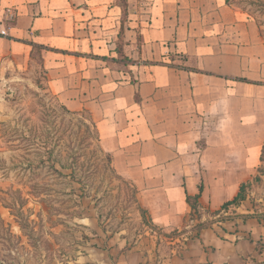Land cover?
I'll return each mask as SVG.
<instances>
[{"label":"crops","instance_id":"obj_1","mask_svg":"<svg viewBox=\"0 0 264 264\" xmlns=\"http://www.w3.org/2000/svg\"><path fill=\"white\" fill-rule=\"evenodd\" d=\"M31 42L48 47L47 90L90 113L155 225L185 231L167 258L117 234L83 262L264 264V218L187 229L188 194L202 184L201 210H219L261 164L264 38L254 16L236 0H0V74L28 69ZM253 210L247 197L229 213Z\"/></svg>","mask_w":264,"mask_h":264},{"label":"rangeland","instance_id":"obj_2","mask_svg":"<svg viewBox=\"0 0 264 264\" xmlns=\"http://www.w3.org/2000/svg\"><path fill=\"white\" fill-rule=\"evenodd\" d=\"M236 2L256 18L264 38V0ZM31 58L28 69H3L0 74V264H86L83 260L91 246L103 248L108 236L118 229L121 230L114 235L123 236L133 245L139 244L144 251L156 247L160 250L159 258H167L172 252L170 247L178 249L180 242L173 241L180 233L168 238L163 232L143 225L133 188L126 181L105 177L101 183L104 173L109 176L110 167L94 138L87 136L95 131L90 113L70 111L63 106L47 90L41 52L34 50ZM48 149L64 162L70 155L80 154V171L91 172L88 182L100 185L102 199L98 207L93 197L78 199L79 207L65 201L61 192L68 187L64 179L47 167L51 163ZM42 186H48L50 192H45L44 187L42 190ZM38 192L44 193L36 197ZM247 195L254 209L250 214L264 218V175L261 180L252 181ZM23 203L19 212L31 222L43 224L34 229L42 236L38 249L31 246L18 222L17 212ZM99 209L104 214L102 225L106 232L98 221ZM207 220L210 215L202 213L200 221ZM198 222L199 219L189 216L187 229L193 230ZM164 231L174 232L171 228Z\"/></svg>","mask_w":264,"mask_h":264},{"label":"trees","instance_id":"obj_3","mask_svg":"<svg viewBox=\"0 0 264 264\" xmlns=\"http://www.w3.org/2000/svg\"><path fill=\"white\" fill-rule=\"evenodd\" d=\"M30 44L33 45V51L38 50L39 52L42 53L43 50L48 49V47H46L44 45L36 44L34 42H31ZM125 58L128 59L127 57H124L123 59L126 60ZM129 61H132V60H129ZM91 124L94 126L95 131L93 132V135L88 133L87 136L88 137L92 136L94 138L95 142L97 143L99 152L104 154L106 157L107 164H108L107 167L108 166L110 167L109 176L104 173L101 183H103V180L105 177H108L109 180L116 178L119 180L126 181L133 188V193L135 196L134 202L137 205V208H138V211H139L140 217H141V223L143 225H149L151 227V229H154V230L157 229V231L159 230V232H163V235H165L166 237H170L176 233L181 234L183 231H179L178 229L174 230V232L166 233V232H164V230L162 228L155 225L151 216L148 214V211L146 209H144L139 203V200H138L139 189L137 188V186L131 180L126 179L125 177H123L122 175L117 173V171L115 170L114 165H113L112 156L102 149L101 144H100V140H101L100 132H99V129H98L96 122L92 119V117H91ZM86 128L90 129L89 126ZM45 147H47V146H45ZM46 153H47V155H49L48 159L51 160V163L49 162L47 164V167L58 178L60 177V178L64 179L63 181H65V184H64L65 187L69 188V191H67L68 188L67 189L64 188V190H62V192H61L66 198L65 201H67V200L72 201V203H74L75 206L79 207L80 201H78V199H83L84 197H93V199L96 201V205H97L95 207H98V201L100 199H102L99 196L100 185L96 186V185L90 184L88 182V178L90 177L91 172L85 173V172L80 171V169H79L80 165L78 162L80 154L74 153V155H70L67 158V161L64 162V160L61 159L60 157H57V158L54 157L53 150L48 149ZM260 160H261V163L264 164V145H263V148L261 151ZM263 164L261 166H259V168L257 169L258 174L256 176H254L252 179L248 180L247 182H243L240 185V188H239L237 195L233 199L226 201L219 210H215V211H211L210 209L201 210L200 197H201V193L203 191V185L202 184L199 186V193L198 194H196L194 196L188 194L187 195V203L190 207L189 216H191V219H196V218L199 219V222L193 226V230H195L197 232V234H199V232L203 228L209 227L210 225H212L213 223H215L217 221H225V220L235 219V218H240V217L244 218V219H248L251 217L259 216L260 214L259 215L250 214V213L249 214H240L236 211L229 213V209L239 207L241 205V203L245 199H247V197H248L247 190L250 188L252 181L253 180L259 181V180H261L262 176L264 175ZM76 185H79V186H76ZM43 187H44L45 192L46 191L50 192L47 189L48 186H42L41 187L42 190H43ZM43 193L44 192H38L35 196L38 197L40 195H43ZM93 193H94V196H93ZM76 196H77V198L75 199L74 197H76ZM25 202H26V200H25ZM24 203L22 205H20V209L17 212L18 213L17 217L20 218V220L18 222H19L20 227L23 231V235L27 236L28 239L30 240L31 246H33L35 249H38L39 248V241H40L42 236H41V232H35L34 229L36 226L41 228L43 226V224L41 222L39 224H37L36 222L33 223L29 220V218L27 216L24 215L23 212H19L21 210V208L24 207V205H25ZM99 211L100 212L98 214V221H99V224L102 225V219H103L104 214H103L101 209H99ZM205 212L210 215V220L200 221V217H201L202 213H205ZM81 216L82 215L80 214V216H78V217H81ZM101 227L106 232V228L103 225ZM120 230L121 229H118L115 231L113 230L112 234L114 235L117 232H119ZM84 237H86V236H84ZM86 239H87V237H86ZM109 239H110V236H108V238L104 242L103 249H105V250H109V244H108Z\"/></svg>","mask_w":264,"mask_h":264},{"label":"built area","instance_id":"obj_4","mask_svg":"<svg viewBox=\"0 0 264 264\" xmlns=\"http://www.w3.org/2000/svg\"><path fill=\"white\" fill-rule=\"evenodd\" d=\"M1 33H2V34H4V35L6 34V32H5V31H2Z\"/></svg>","mask_w":264,"mask_h":264}]
</instances>
